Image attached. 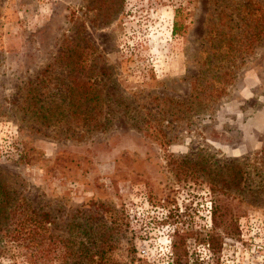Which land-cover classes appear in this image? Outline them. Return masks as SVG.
<instances>
[{
	"label": "rangeland",
	"instance_id": "374dc122",
	"mask_svg": "<svg viewBox=\"0 0 264 264\" xmlns=\"http://www.w3.org/2000/svg\"><path fill=\"white\" fill-rule=\"evenodd\" d=\"M0 178V264H264V0H0Z\"/></svg>",
	"mask_w": 264,
	"mask_h": 264
},
{
	"label": "trees",
	"instance_id": "16d2710c",
	"mask_svg": "<svg viewBox=\"0 0 264 264\" xmlns=\"http://www.w3.org/2000/svg\"><path fill=\"white\" fill-rule=\"evenodd\" d=\"M101 124L102 123L100 122V125ZM133 125L139 128L138 123H134ZM1 182L2 179L0 178V241L1 242L4 241V243L0 244V249L4 246L3 244L16 240V234L14 232V229H11L9 225L11 224L12 219L16 216L19 206L16 201V198L13 196L16 194V192L10 190L9 188L6 187L5 184ZM177 247L178 246H176L175 248L176 251H177ZM75 264H84V263L83 261L82 262L79 261Z\"/></svg>",
	"mask_w": 264,
	"mask_h": 264
}]
</instances>
